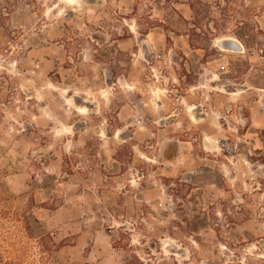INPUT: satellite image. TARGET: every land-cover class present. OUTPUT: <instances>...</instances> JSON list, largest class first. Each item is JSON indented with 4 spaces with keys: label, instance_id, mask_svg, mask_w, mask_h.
I'll return each mask as SVG.
<instances>
[{
    "label": "rangeland",
    "instance_id": "obj_1",
    "mask_svg": "<svg viewBox=\"0 0 264 264\" xmlns=\"http://www.w3.org/2000/svg\"><path fill=\"white\" fill-rule=\"evenodd\" d=\"M0 264H264V0H0Z\"/></svg>",
    "mask_w": 264,
    "mask_h": 264
},
{
    "label": "bare ground",
    "instance_id": "obj_2",
    "mask_svg": "<svg viewBox=\"0 0 264 264\" xmlns=\"http://www.w3.org/2000/svg\"><path fill=\"white\" fill-rule=\"evenodd\" d=\"M229 41V40H228ZM234 42V41H233Z\"/></svg>",
    "mask_w": 264,
    "mask_h": 264
},
{
    "label": "water",
    "instance_id": "obj_3",
    "mask_svg": "<svg viewBox=\"0 0 264 264\" xmlns=\"http://www.w3.org/2000/svg\"><path fill=\"white\" fill-rule=\"evenodd\" d=\"M238 49H239V47H238Z\"/></svg>",
    "mask_w": 264,
    "mask_h": 264
}]
</instances>
